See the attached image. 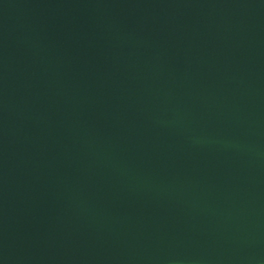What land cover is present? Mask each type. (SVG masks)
Segmentation results:
<instances>
[{
	"label": "water",
	"instance_id": "1",
	"mask_svg": "<svg viewBox=\"0 0 264 264\" xmlns=\"http://www.w3.org/2000/svg\"><path fill=\"white\" fill-rule=\"evenodd\" d=\"M0 264H264V0H0Z\"/></svg>",
	"mask_w": 264,
	"mask_h": 264
}]
</instances>
